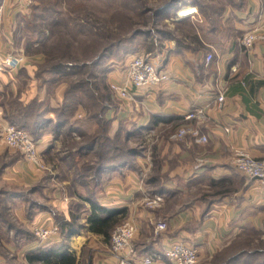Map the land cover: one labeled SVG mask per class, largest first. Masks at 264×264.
Here are the masks:
<instances>
[{"label":"rangeland","instance_id":"obj_1","mask_svg":"<svg viewBox=\"0 0 264 264\" xmlns=\"http://www.w3.org/2000/svg\"><path fill=\"white\" fill-rule=\"evenodd\" d=\"M24 1L26 11L14 14L6 26L9 34L11 32V44L5 46V50L0 49L2 55H17L22 60L12 71L0 70L7 73H0V103L4 107L0 139L3 140L4 128L11 124L5 115L9 104L20 102L19 95L23 97L28 94L25 103L27 99L29 102L36 99L46 113L40 126L35 128L34 121H30L26 130L34 138L36 134H40V137L53 131L56 142L52 144L53 147L51 145L53 150L50 153L41 154L42 167L27 160L20 150L10 148L3 140V147L0 148V264H33L28 256L40 254L41 248L69 246L70 239L76 234H71L73 228L66 230L64 225L71 222L77 228L81 223H86L89 203L85 197L97 199L109 185V175L102 177V174H109L115 168H135L139 165L136 163L139 159L146 166H151L144 169L142 165L136 169L140 178L139 184L134 187L139 198L134 205H130L129 210L125 209L124 214L118 216L116 226L130 220L137 224L138 233L134 237L133 247L140 252L160 237L161 230L156 231L157 224L165 222L167 225L164 218L157 217L159 211L166 207L165 197L160 193L164 186L148 182L151 176L165 175L161 170L163 162L159 153L165 138L158 133L146 135L130 122H115L116 111L124 101L111 90L112 73L116 66L124 65L123 61L128 55L163 53L169 38L192 40L196 28L202 29L205 34L213 28L219 30L220 34L232 31L236 20L247 17L251 12V5L252 8L258 3L263 5L264 0ZM189 7L196 9V12L194 10L195 13L190 14ZM184 9L189 15H182ZM2 27L3 22L0 30ZM247 31L240 32V41ZM42 53L48 54L49 61ZM63 54L72 57L67 61L70 65L66 75L50 72L49 66L55 64ZM5 83L8 84L3 86ZM74 84L73 95L67 99V91ZM90 89L95 90L96 94L111 96L110 100L104 102L108 104L104 113L107 122L102 118L88 117L85 108L77 105L78 97L89 102L86 91ZM68 100L76 107L72 105L74 108L69 113L72 124L64 125L56 120L60 108ZM96 108L91 111L95 112ZM49 113H52L53 119H46ZM105 128L111 137L110 143L123 148L119 161L124 160V163L98 170L95 168L99 159L98 149L85 146L91 143L95 135L98 146L110 144L103 138ZM186 129L182 137L173 138L172 134L170 138L180 140L188 135L193 136L191 129L206 135L198 128ZM208 140L197 143L206 144ZM232 151L234 154V149ZM8 161L16 162L5 169ZM204 161L202 156H196L194 168H200ZM215 190L211 183L205 189L206 193L198 189L192 197L213 194ZM156 195L162 196L163 200L153 206L151 201ZM140 212L148 213L150 217L155 215L150 225L148 220L144 221L139 216ZM38 226H57L58 230L49 238L42 239L36 234ZM249 228L237 234L230 243L237 239L238 245L249 252L256 248L264 249L262 222L257 227ZM77 238L81 240V237ZM102 249L115 258L111 252V238L102 245ZM83 256H93L92 251L86 249ZM237 264H264V256L245 255Z\"/></svg>","mask_w":264,"mask_h":264},{"label":"crops","instance_id":"obj_2","mask_svg":"<svg viewBox=\"0 0 264 264\" xmlns=\"http://www.w3.org/2000/svg\"><path fill=\"white\" fill-rule=\"evenodd\" d=\"M0 4L4 8L0 49L5 50V46L11 44L7 23L14 14L26 11V3L24 0H0ZM184 11L187 10L184 9L182 15H189ZM263 23L264 4L258 3L253 8L251 5L247 17L236 20L232 31L227 33L220 34L213 28L205 34L196 28L190 41H186L188 38L167 39V49L153 57L162 61L163 69L171 79L140 92L117 109L116 123L130 122L146 135L158 133L165 138L164 146L159 150L163 162L161 170L165 175L151 176L148 182L164 186L160 193L165 197L166 207L157 217L166 220L167 228L153 243L140 250L143 254L162 253L172 242L185 240L197 248L198 264H203L228 246L237 234L249 227H257L264 219V184L244 177L234 166L232 153L238 147L253 157H264V45L258 43L248 50L239 36L240 32ZM208 54L213 56L209 62L206 60ZM132 58L128 55L124 65L116 66L112 82L122 80L125 66ZM220 93L225 96L222 103L217 100ZM19 96L23 104L29 102L27 99L25 103L28 94ZM196 110H202L203 114L186 118ZM3 113L4 107L0 103L1 124L4 123ZM46 119H53L52 113L47 114ZM183 127L200 129L208 136V142L199 144L191 135L180 140L170 138L172 134L175 138ZM53 134L49 131L39 137L37 144L42 155L53 150L50 148L56 142ZM196 156H202L205 161L195 169ZM14 162L8 161L5 169ZM136 163L139 165L135 168L125 170L122 167L109 174L104 172L102 177L109 175V185L97 199H92L108 208L129 210L139 198L134 187L140 178L136 169L142 165L144 169L151 166H146L140 159ZM221 181L232 192L210 201L201 198L200 194L192 197L198 189L206 193L205 189L211 183ZM139 216L150 225L155 215L150 217L148 213L140 212ZM73 230L76 239H70L67 250L74 257V264H117L116 258L102 249L107 243L103 235L91 231L87 223H81ZM86 249H90L93 256L84 258ZM155 264L172 263L161 257Z\"/></svg>","mask_w":264,"mask_h":264},{"label":"built area","instance_id":"obj_3","mask_svg":"<svg viewBox=\"0 0 264 264\" xmlns=\"http://www.w3.org/2000/svg\"><path fill=\"white\" fill-rule=\"evenodd\" d=\"M3 13L4 8L0 4V28L3 22ZM241 43L248 50H251L258 43L264 44V24L247 31L243 35ZM212 57L211 54H208L206 60L209 62ZM21 61V56L12 54L5 56L0 52V70L12 71L20 65ZM169 79H171V76L163 69L161 60L155 59L152 53L138 54L133 56L125 66L122 80L111 82L110 87L118 98L123 101H131L140 92L160 85ZM224 99L223 93H220L217 97L219 103H222ZM202 114V110H196L187 114L186 118H196ZM186 132V128H180L175 136L182 137ZM191 133L197 142H206L208 139L206 135H201L197 129H191ZM2 138L10 148L20 150L27 160L44 167L37 141L27 130L8 124L4 128ZM233 163L242 175L264 183V157H253L245 149L234 148ZM162 200V196L156 195L151 203L154 206ZM166 226L165 222H159L156 226V231H162ZM57 230V226L54 228L38 226L36 234L42 239H47ZM136 233L137 224L132 220L117 225L113 230L111 252L115 256L117 264H155L161 257L166 258L172 264H197L198 262L199 254L197 248L183 240L172 242L162 253L140 254L133 247Z\"/></svg>","mask_w":264,"mask_h":264},{"label":"trees","instance_id":"obj_4","mask_svg":"<svg viewBox=\"0 0 264 264\" xmlns=\"http://www.w3.org/2000/svg\"><path fill=\"white\" fill-rule=\"evenodd\" d=\"M177 0H174V2ZM54 24H58L55 22ZM46 58L47 61H49L48 54L42 53ZM55 58H53L54 60ZM72 57L68 55H60L57 58V62L55 64H52L49 66V71L59 74V75H66V70L69 67L68 60H71ZM72 63V62H71ZM87 83V82H78V84ZM77 84V83H76ZM70 88V87H69ZM75 84L72 85L71 89H68L67 91V99L68 97H72V93L74 92ZM94 90V89H93ZM87 96L89 97L88 101L85 102L84 99L78 97L77 105H81L85 108L86 113L89 114L88 117L100 119L102 118V121L107 122V118H105V111L108 107V104L105 105V100L111 99V96L109 94H96L94 91H86ZM69 101V100H68ZM65 101V104L62 108H60L58 114H57V122L61 124H72L70 121L71 118L69 116L70 109L76 105L72 104L70 101ZM89 103V104H88ZM73 105V106H72ZM41 103L38 102L36 99L31 100L30 102L26 104H22V102H14L13 104H9V109L6 111V119L16 127L23 128L26 130V127L30 126V121H34L33 124H35V128L40 126L41 121L45 118L44 115L46 113V110L42 109ZM76 107V106H74ZM73 107V108H74ZM97 107V108H96ZM95 112H92V109H95ZM44 117V118H43ZM30 123V124H29ZM32 124V125H33ZM33 130V129H32ZM31 133L35 134V131H32ZM40 135V134H39ZM39 135H35V140H38ZM97 136L95 135L92 139L91 143L85 147L89 149H98V164L95 168L104 169V168H113L116 167L120 163H124V160L119 161L121 156H123V148L119 145L110 143L111 137L108 134L107 128L104 129L103 138L104 140L109 142L110 144H99L98 141H96ZM131 152H134V150H130ZM212 185L216 188L215 192L213 194H202L201 198L203 199H209L214 200L218 196L225 195L227 193L232 192V189L230 187H227L224 185V182H215ZM85 200L89 203V211L88 215L86 217V223L89 226V229L95 233H98L100 235H103L104 240L108 242L111 238V233L116 226V224L119 221V215L124 214L125 209H117V208H108L100 204L99 202L93 200L90 197H85ZM262 224L264 225V219L262 221ZM73 224L71 222H67L64 225V228L66 230L72 229ZM75 231L72 230L71 234H74ZM238 240L232 241L228 246L224 247L220 251L216 252L210 261H208L205 264H237L241 261V258L245 255L248 256H264V249H254L252 251H248L242 248V246L238 245ZM139 252V251H138ZM38 255L31 254L28 256V259L31 263H36L38 261H41L43 264H54V263H62V264H74L75 259L74 257L68 253L67 246L61 245V246H46L44 248H41L39 250ZM140 254H143L139 252Z\"/></svg>","mask_w":264,"mask_h":264},{"label":"bare ground","instance_id":"obj_5","mask_svg":"<svg viewBox=\"0 0 264 264\" xmlns=\"http://www.w3.org/2000/svg\"><path fill=\"white\" fill-rule=\"evenodd\" d=\"M188 12H190V14L194 13V9L193 10H188ZM188 12L186 11L184 14H187Z\"/></svg>","mask_w":264,"mask_h":264}]
</instances>
